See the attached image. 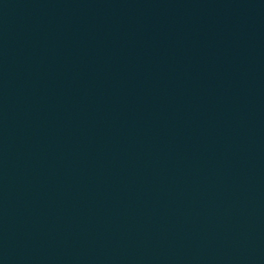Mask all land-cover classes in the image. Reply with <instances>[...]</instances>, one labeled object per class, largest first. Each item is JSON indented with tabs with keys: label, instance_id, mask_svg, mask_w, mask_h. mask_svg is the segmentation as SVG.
<instances>
[{
	"label": "water",
	"instance_id": "obj_1",
	"mask_svg": "<svg viewBox=\"0 0 264 264\" xmlns=\"http://www.w3.org/2000/svg\"><path fill=\"white\" fill-rule=\"evenodd\" d=\"M0 264H264V0H0Z\"/></svg>",
	"mask_w": 264,
	"mask_h": 264
}]
</instances>
